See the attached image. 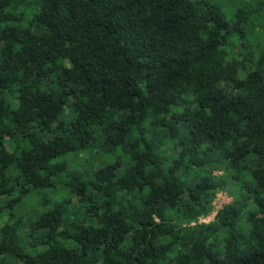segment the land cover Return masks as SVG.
<instances>
[{"label": "trees", "instance_id": "16d2710c", "mask_svg": "<svg viewBox=\"0 0 264 264\" xmlns=\"http://www.w3.org/2000/svg\"><path fill=\"white\" fill-rule=\"evenodd\" d=\"M35 3L25 24L20 9ZM248 14L231 24L201 0H0V203L13 211L53 188L70 155L121 148L129 157L71 177L92 220L57 204L30 223L23 247L21 217L1 230L0 258L264 264V53L244 71L226 49L237 32L246 37ZM156 132L178 156L160 153ZM219 165L242 184V200L190 227L223 185ZM191 169L199 177L188 184Z\"/></svg>", "mask_w": 264, "mask_h": 264}, {"label": "rangeland", "instance_id": "374dc122", "mask_svg": "<svg viewBox=\"0 0 264 264\" xmlns=\"http://www.w3.org/2000/svg\"><path fill=\"white\" fill-rule=\"evenodd\" d=\"M36 2V0H30ZM208 2L210 5L218 7L219 10L227 17L231 24L236 20L239 12L248 10V25L245 29L246 37L237 32L229 41L227 52L230 59L236 62L241 70L249 71L255 69L259 65V57L264 53V0H201ZM37 4L32 5L29 10L20 9V13L25 15L24 23L32 18V14L36 11ZM256 10L255 13H253ZM18 13V14H20ZM154 139L160 153L174 159V155L182 151L181 148L174 142L166 139L165 135L155 133ZM10 151L14 150V145L8 143ZM216 156V155H215ZM116 159L127 160L125 149H117L110 153L103 152L102 149L93 152H80L68 156L65 160L67 168L63 172H56L52 177L55 181L53 188L43 191L40 195L32 192L27 195L20 205L13 211L7 207V201L3 200L0 203V235L1 230L7 224H13L15 221L24 217L23 223L18 227L19 235L22 238L23 247L30 246L33 241L30 237V223L36 221L37 216L41 213L48 211L50 208L57 204L66 206L72 219H79L81 224L88 223L92 220L93 211L91 212V203H85L79 197L73 195L70 190L71 183H73L74 175L82 174L83 179L93 174L94 168L103 162H113ZM216 181L223 182L214 196H210L209 213L207 215L198 217L192 220L188 226L195 227L200 224H211L217 221V216L226 206L233 205L242 200L241 183L233 178V172L230 171L226 165H219L213 173ZM198 175L194 170H189L184 176L188 184H193L198 179ZM44 198L49 201L48 207H44ZM94 203L96 206L101 203V200L94 196ZM206 205V207H207ZM13 213V214H12ZM169 217L176 220L177 216L174 211H169ZM186 226V225H185ZM67 246L76 247L72 239H63ZM28 252L36 254L43 250V247L38 246L35 248H28ZM173 258V256H171ZM0 264H18L12 257L0 258ZM167 264H172L171 260Z\"/></svg>", "mask_w": 264, "mask_h": 264}]
</instances>
